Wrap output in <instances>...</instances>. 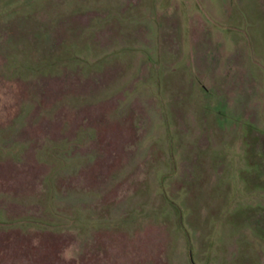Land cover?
<instances>
[{
    "label": "rangeland",
    "instance_id": "374dc122",
    "mask_svg": "<svg viewBox=\"0 0 264 264\" xmlns=\"http://www.w3.org/2000/svg\"><path fill=\"white\" fill-rule=\"evenodd\" d=\"M0 264H264V0H0Z\"/></svg>",
    "mask_w": 264,
    "mask_h": 264
}]
</instances>
